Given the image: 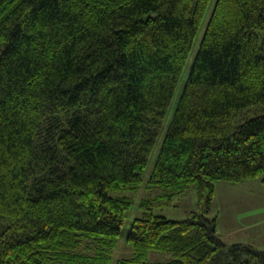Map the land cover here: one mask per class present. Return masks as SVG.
<instances>
[{
  "label": "trees",
  "instance_id": "trees-1",
  "mask_svg": "<svg viewBox=\"0 0 264 264\" xmlns=\"http://www.w3.org/2000/svg\"><path fill=\"white\" fill-rule=\"evenodd\" d=\"M257 177L264 0H0V264H110L146 183L116 264H264L207 214ZM191 184L205 212L155 213Z\"/></svg>",
  "mask_w": 264,
  "mask_h": 264
},
{
  "label": "rangeland",
  "instance_id": "rangeland-1",
  "mask_svg": "<svg viewBox=\"0 0 264 264\" xmlns=\"http://www.w3.org/2000/svg\"><path fill=\"white\" fill-rule=\"evenodd\" d=\"M197 48V45L195 49ZM155 159V158H154ZM151 160L147 177L154 166ZM165 192V188L146 183L139 190H126L125 194L132 195L135 203L129 210L117 247L115 248L110 264H116L119 259L130 258L133 248L127 241V234L133 220L141 215L139 202L145 197H154ZM173 205H163L155 209V213L168 219L181 220L189 217L192 212H205L207 194L200 205L196 186L191 184L182 193L174 197ZM208 217L216 218L218 235L227 243L251 244L256 248L264 249V184L260 177L232 183L218 181L215 183V193L210 203ZM173 256L168 251L151 250L147 260L151 263H162Z\"/></svg>",
  "mask_w": 264,
  "mask_h": 264
},
{
  "label": "crops",
  "instance_id": "crops-1",
  "mask_svg": "<svg viewBox=\"0 0 264 264\" xmlns=\"http://www.w3.org/2000/svg\"><path fill=\"white\" fill-rule=\"evenodd\" d=\"M216 229H217V227H216ZM217 233H218V231H217Z\"/></svg>",
  "mask_w": 264,
  "mask_h": 264
}]
</instances>
